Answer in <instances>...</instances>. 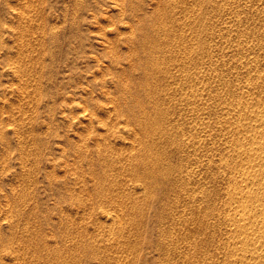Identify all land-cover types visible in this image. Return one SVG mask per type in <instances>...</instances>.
<instances>
[{
    "label": "rangeland",
    "instance_id": "obj_1",
    "mask_svg": "<svg viewBox=\"0 0 264 264\" xmlns=\"http://www.w3.org/2000/svg\"><path fill=\"white\" fill-rule=\"evenodd\" d=\"M260 109L264 0H0V264H251Z\"/></svg>",
    "mask_w": 264,
    "mask_h": 264
},
{
    "label": "bare ground",
    "instance_id": "obj_2",
    "mask_svg": "<svg viewBox=\"0 0 264 264\" xmlns=\"http://www.w3.org/2000/svg\"><path fill=\"white\" fill-rule=\"evenodd\" d=\"M144 45H147V44H144ZM151 59V58H150ZM151 61V60H150ZM153 61V60H152ZM151 61V62H152ZM151 62H149V60H148V63H151ZM148 63H147V66H148ZM154 63H156L155 61H154ZM150 65V64H149ZM156 65V64H155ZM146 66V67H147ZM154 67V66H153ZM156 67V66H155ZM154 67V68H155ZM157 67H158V63H157ZM152 69V68H151ZM263 108V107H262ZM260 110H262V109H260ZM255 110H253V112H254ZM262 111H264V109L262 110ZM260 112V115L259 116H261V117H259V118H257V114L258 113H256V118L258 119H256V121L255 122H259L260 123V125H262L263 123H264V116H262V114L264 113V112H262V114H261V111H259ZM264 115V114H263ZM255 118V117H254ZM146 123V122H145ZM148 124V123H147ZM150 124V123H149ZM258 126V123L256 124H254V126ZM259 125V126H260ZM253 126V125H252ZM252 127L253 129L255 128V127ZM247 127V126H246ZM245 127V128H246ZM249 127H251V125L249 126ZM248 127V128H249ZM251 128V130H253ZM257 128V127H256ZM257 130H259V129H257ZM164 131V130H163ZM260 131V130H259ZM147 132V131H146ZM257 131H256V129H255V133H256ZM264 132V131H263ZM253 134L252 136L250 135V139H251V137H252V141L251 140H248V141H250L251 142V145H253V148L255 147L258 151H259V153H255L256 151V149H254L253 151H255L253 154H251V153H249L248 152V156L247 157H244V158H248L247 160H250L251 162H250V164L252 163V164H254V165H252V166H250V168L248 169V170H246V171H243L244 172V180H245V184L246 185H244V183L242 184V186H240L241 184H239V186L240 187H238V186H236V188L229 194V196L232 194V198H234V197H238V190L242 193V191H243V194H240L239 195V197L241 196V195H243L244 197L243 198H241L242 200L240 201V202H237L238 203V205H237V207H235V205H234V208L236 209L237 208V210H236V212H237V214L236 215H240V217H237V218H239V219H235V215H234V217L232 216V217H230V216H228V218L230 219V218H232V219H234V220H236V222H235V224L237 225L236 227H238L237 229H240L241 230V232H243V233H241V232H239L240 233V235H242V239H241V237H240V239H241V242H240V239H239V241L238 242H240V244H242V240H243V244H248V243H251V244H254V251L253 252H251L252 254L250 255V252H249V255L252 257V256H254V260L256 259V264H264V247H261L259 244H263L264 243V138H261L260 139V137H261V135H259V136H257L256 134ZM260 133H262V131L260 132ZM258 134V133H257ZM256 135V136H255ZM263 136V135H262ZM155 137V136H154ZM254 137V138H253ZM249 139V138H248ZM250 145V144H249ZM252 148V147H251ZM250 150H252V149H250ZM252 151V152H253ZM243 152H246V151H243ZM152 153V152H151ZM244 154V153H243ZM244 155H246V153L244 154ZM246 160V161H247ZM248 162V161H247ZM236 173H238V172H236ZM235 176H237L236 174H235ZM243 177H241V178H243ZM244 180H242L241 181V183L244 181ZM249 184H251L252 186H250ZM244 185V186H243ZM250 186V187H249ZM233 188V187H232ZM231 188V189H232ZM230 190V189H229ZM245 193V194H244ZM237 198V200H239L240 198ZM242 197V196H241ZM236 202V201H235ZM231 209H233V208H231ZM230 209V210H231ZM235 212V210H232V212ZM238 211H239V213H238ZM235 212V213H236ZM230 213H231V211H230ZM230 213H229V215H230ZM232 214V213H231ZM231 219V220H232ZM233 222V221H232ZM234 225V224H233ZM251 226V227H250ZM252 229V230H251ZM233 231H235V228H234V230ZM250 231V232H249ZM252 231V232H251ZM236 232H238V231H236ZM230 234H232V233H230ZM235 234V233H234ZM232 237H233V235H232ZM236 238H238V237H236ZM238 240V239H237ZM233 241H234V239H233ZM236 243V242H235ZM237 244V243H236ZM256 244H258V247L256 246ZM238 246V245H237ZM246 247H251L249 244L248 245H245ZM244 247V246H243ZM252 247H253V245H252ZM252 247L250 248V249H248V250H251L252 249ZM257 247V248H256ZM236 248V247H235ZM245 248V247H244ZM244 248H242V250L244 249ZM262 248V249H261ZM234 250V249H233ZM238 251V250H237ZM243 251H245V249L243 250ZM242 251V252H243ZM236 252V251H235ZM236 253H238V252H236ZM235 253V254H236ZM247 253V252H246ZM245 253V254H246ZM243 256L245 255V254H243V253H241ZM234 255V254H233ZM247 255H248V253H247ZM238 256V255H237ZM239 256H240V254H239ZM238 256V257H239ZM242 256V257H243ZM246 256V255H245ZM235 257V256H234ZM248 258H249V256H247ZM250 257V258H251ZM236 258V257H235ZM246 258V257H245ZM243 260H241V258L240 259H235L236 261H234V262H236L237 263V260H239V261H242V262H244V257L242 258ZM252 259V258H251ZM246 260V259H245ZM254 260L252 259V262H253V264H255L254 263ZM247 261H250V260H247ZM246 261V262H247ZM65 262V261H64ZM233 262V263H234ZM252 262H251V264H252ZM67 263V262H66ZM240 263V262H239ZM250 263V262H249ZM243 264H247V263H243Z\"/></svg>",
    "mask_w": 264,
    "mask_h": 264
}]
</instances>
